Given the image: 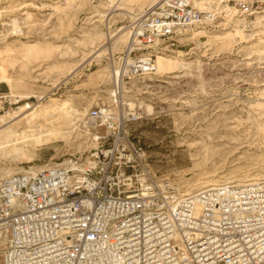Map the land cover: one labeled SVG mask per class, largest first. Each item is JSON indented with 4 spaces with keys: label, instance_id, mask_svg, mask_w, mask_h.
<instances>
[{
    "label": "rangeland",
    "instance_id": "1",
    "mask_svg": "<svg viewBox=\"0 0 264 264\" xmlns=\"http://www.w3.org/2000/svg\"><path fill=\"white\" fill-rule=\"evenodd\" d=\"M153 1L0 0V93L20 100L5 122L42 99L41 107L54 112L50 120L81 114L77 131L59 127L49 143L28 146L27 159L0 153V180L83 164L97 147L95 132L83 123L92 110L112 108L109 114L120 121L137 120L128 130L144 147L150 171L182 194L213 183L264 181V22L252 24L216 6L221 15L204 26L211 36L235 32L234 16L247 21L235 46L197 47L190 38L181 44L179 35L177 47L161 53L191 62L189 69L168 70L156 58L154 72L133 76L140 55L127 58L130 44L121 40V29L131 31L136 19L129 13L140 16ZM27 50H33L30 59L23 58ZM26 115L13 128L23 127Z\"/></svg>",
    "mask_w": 264,
    "mask_h": 264
},
{
    "label": "built area",
    "instance_id": "2",
    "mask_svg": "<svg viewBox=\"0 0 264 264\" xmlns=\"http://www.w3.org/2000/svg\"><path fill=\"white\" fill-rule=\"evenodd\" d=\"M230 3L249 19L264 14V0ZM216 20L191 0L138 16L132 75L154 72V51L176 48L180 30ZM17 104L0 93V115ZM134 121L92 110L84 126L97 147L83 164L0 180V264H264V181L182 194L150 171Z\"/></svg>",
    "mask_w": 264,
    "mask_h": 264
},
{
    "label": "bare ground",
    "instance_id": "3",
    "mask_svg": "<svg viewBox=\"0 0 264 264\" xmlns=\"http://www.w3.org/2000/svg\"><path fill=\"white\" fill-rule=\"evenodd\" d=\"M124 1L126 2L129 0H124ZM154 1H156V0H154ZM154 1H153V5L150 6L146 10V12L149 9H153L154 7L160 5L165 0H157L156 2H154ZM191 1H192L193 5L198 10H200L202 12L213 13L214 15H221L214 8L218 7L219 10L220 9L226 10V8L228 7L237 16L245 18L246 20H248L252 24L257 22L258 20H260L261 22H264V14H257V15H255V18H253V19H249L246 16L241 15L236 10V8L233 5H231L230 2L232 0H191ZM225 13H226V11L223 14H225ZM226 15H227V13H226ZM136 17H138V16H135V15H132V13H129V18L131 20H135ZM240 17H235V16L233 17L234 18L232 21V22H234V29L233 30H235V32H233V31L228 32V33L223 34L222 36H211L204 29L205 28L204 26L207 24L203 23L197 27L188 28L185 30H180L177 34L176 39L180 35L181 44L183 43V41L186 38H190V41L195 43V45L197 47L206 46V45H218V46H221L224 48H231L238 43V39H240L242 36H244L245 32L247 31V29H246L247 21L245 19L240 18ZM17 24L18 23L16 21H14V26H16ZM127 29L128 28L121 29V31L124 32V34L121 37V40L123 42H125L126 46L128 44L131 45V42H132L131 31L129 29L127 31ZM249 37L251 38L252 35ZM130 45H129V47H130ZM32 51L33 50H27L23 58L24 59H30V56L31 55L33 56ZM161 51L162 50H157V49L154 51V54L157 58V64L159 67H165L168 70H173V69L187 70L190 68L191 62L189 63L187 61H182V60H170V59L166 58L162 54L163 52L161 53ZM105 52L106 51L100 52L96 59H100L102 57V55H104ZM12 57L13 58L10 60V66H14L15 64L18 63V62H16L17 57H15V56H12ZM128 61H129V63L132 62V60H128ZM154 67H155V64H154ZM116 72H118V71H116ZM147 73H149V72H147ZM9 97H10L11 101L15 102L16 104L20 103L19 99L13 98L11 96H9ZM41 101L37 106H28L27 105V106L20 107L19 112L16 115V117H14V119L9 121V122H5L6 120H4V119L10 117L11 114L15 113V112H13L14 108L10 109L5 114L0 115V153H4L6 156H9V157H12L13 155L20 156L24 160V159H27L26 148L28 146H30V145H45V144L49 143L52 139L59 136V134H60L59 127L65 126L67 128H71V129L75 128L76 131L78 130V127L76 128V126H78L77 121L80 119L81 114H79V115L73 114V115H70L68 117H66L64 115H61V116L56 115L55 117L58 116V120H50V118H52V115L54 114V112L52 110H49V109H43V107H41L43 104V103H41ZM63 104H66V103H63ZM133 105L134 104H128V106L129 107L131 106V108L133 107ZM102 111L104 113L107 112L108 114L113 113L112 108H110L109 110L103 109ZM24 114H27V115L24 116L25 120H23L24 121L23 127L13 128L17 124L16 119L20 118ZM59 119H62V120H59ZM82 128L84 130L90 132V130L84 126V123L82 125ZM92 144H93V142H92ZM82 166L83 165H74L73 167H74V169L79 170L82 168ZM47 169H49V168L43 167L38 172L31 171V172H27L25 174H36L39 172H43L44 170H47ZM260 180H257V179H253V180L250 179L249 181H244V180L242 181L241 180L238 182L239 184H237V185H244V184H248V183H252V182H258ZM175 186H177V185H175ZM221 186H224V185H221ZM213 187H218V185H214V183L212 185L209 184L208 186H204L202 189L198 190L197 192L203 191L204 189L213 188ZM177 188L180 190V188L178 186H177ZM180 192H181V190H180ZM187 195H189V194H187ZM5 245H6V238H4L3 236L0 235V246L5 247Z\"/></svg>",
    "mask_w": 264,
    "mask_h": 264
}]
</instances>
